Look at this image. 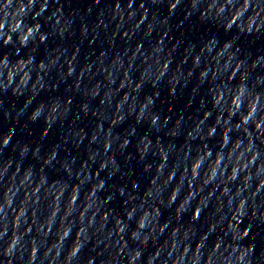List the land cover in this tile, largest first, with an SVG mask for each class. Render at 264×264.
Segmentation results:
<instances>
[{
	"label": "water",
	"instance_id": "obj_1",
	"mask_svg": "<svg viewBox=\"0 0 264 264\" xmlns=\"http://www.w3.org/2000/svg\"><path fill=\"white\" fill-rule=\"evenodd\" d=\"M0 264H264V0H0Z\"/></svg>",
	"mask_w": 264,
	"mask_h": 264
}]
</instances>
